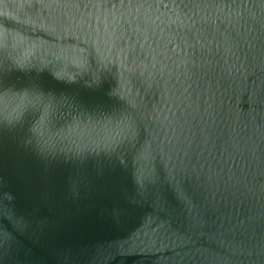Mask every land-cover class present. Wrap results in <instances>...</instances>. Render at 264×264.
Wrapping results in <instances>:
<instances>
[{
  "label": "water",
  "instance_id": "1",
  "mask_svg": "<svg viewBox=\"0 0 264 264\" xmlns=\"http://www.w3.org/2000/svg\"><path fill=\"white\" fill-rule=\"evenodd\" d=\"M0 264H264V0H0Z\"/></svg>",
  "mask_w": 264,
  "mask_h": 264
}]
</instances>
